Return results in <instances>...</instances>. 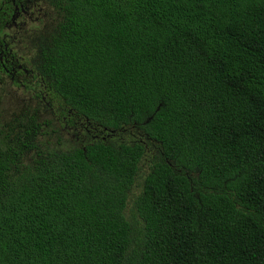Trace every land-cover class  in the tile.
<instances>
[{
    "label": "trees",
    "instance_id": "1",
    "mask_svg": "<svg viewBox=\"0 0 264 264\" xmlns=\"http://www.w3.org/2000/svg\"><path fill=\"white\" fill-rule=\"evenodd\" d=\"M50 5L11 81L50 120L0 124V264H264V0ZM51 121L85 140L50 148Z\"/></svg>",
    "mask_w": 264,
    "mask_h": 264
},
{
    "label": "rangeland",
    "instance_id": "2",
    "mask_svg": "<svg viewBox=\"0 0 264 264\" xmlns=\"http://www.w3.org/2000/svg\"><path fill=\"white\" fill-rule=\"evenodd\" d=\"M29 1L31 2L28 5L29 14L21 16L15 25H8L5 28L6 30L3 31L2 37L6 35V42L9 44V48H11L14 57L18 59L19 63L25 65L28 69H33L37 39H45L51 35L55 30L59 18L50 5V0ZM18 75V81L24 80L22 74ZM31 96L30 92L24 88L18 89L8 77L0 72V124L10 123L20 112L28 111L31 114L33 110L40 112V116L42 115L40 120L49 121L50 117L45 107ZM51 127L54 128L56 133H51L49 139L50 148L68 151L77 146L70 132L58 131L56 123L52 121ZM47 138L48 136L45 135L44 139ZM58 140L60 142L59 145ZM157 155L156 149H147L145 157L139 164L136 181L131 189L127 207L124 211L126 219L138 231L142 230V224L133 212V198L141 192L143 179L149 172L150 161L157 157Z\"/></svg>",
    "mask_w": 264,
    "mask_h": 264
},
{
    "label": "flooded vegetation",
    "instance_id": "3",
    "mask_svg": "<svg viewBox=\"0 0 264 264\" xmlns=\"http://www.w3.org/2000/svg\"><path fill=\"white\" fill-rule=\"evenodd\" d=\"M34 1V0H32ZM31 2L29 0H0V6L8 5L11 9L9 10V15L3 18V31H5L8 25H15L16 21L19 20L21 16H27L28 5ZM16 35V33H15ZM0 72L8 77L10 81H13L18 78V74H22L25 77H29L34 83L35 80L32 78L30 71L25 68L22 64L19 63L18 59L14 57V54L9 48V44L6 42V35L0 38ZM30 92V90L28 91ZM35 98V88L34 92H30ZM42 101L45 102V98H42ZM44 106L48 108V103L45 102ZM71 132V137L74 138L75 142L80 144L83 142L84 136L81 132L75 133Z\"/></svg>",
    "mask_w": 264,
    "mask_h": 264
}]
</instances>
